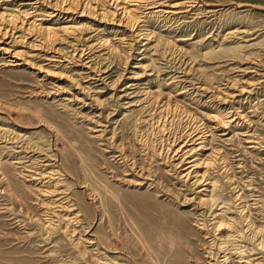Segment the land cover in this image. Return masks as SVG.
<instances>
[{
  "label": "rangeland",
  "instance_id": "374dc122",
  "mask_svg": "<svg viewBox=\"0 0 264 264\" xmlns=\"http://www.w3.org/2000/svg\"><path fill=\"white\" fill-rule=\"evenodd\" d=\"M52 1H38L36 13L46 17ZM175 1L179 0H166V4ZM5 3L0 10L16 11L25 6L20 0ZM166 4L165 7L169 6ZM218 4L225 11L206 18L204 10H211ZM198 7L201 10L176 21L150 18L149 29L161 41L156 54L152 53L153 42L148 47L144 45L145 40L137 41L124 24L116 26L117 21L99 22L90 14L75 16L69 13L73 16L53 22L58 27L66 22L88 26L84 27V37L79 42L91 45L86 55H91L94 68L83 67L79 58L70 65L73 68L68 74L80 78L83 85L89 83L93 91H104L99 97L101 101L108 99L112 92L106 84L86 75L92 76L97 67H107V84L121 74L124 75L122 82L129 80L127 77L134 72L140 75V80L133 81L136 87L128 90L132 92L131 97L121 102L141 96L139 88L147 89L150 84L152 90H156L160 84L166 94L179 100L178 107L195 115L198 111L201 115L222 117L233 110L243 115L233 133L225 136L227 139L221 137L223 129L215 131L211 145L221 151L227 164L226 172L217 173L219 169L213 172L223 189L222 199L229 208L227 216L223 217L224 224L235 222L236 231L230 232L234 239L221 237L210 214L205 216L207 219L201 218L200 212L195 216L194 206L178 203L180 197L189 194L191 197L190 184L179 180L178 169L170 172L167 167L164 171V166L155 168L152 161L143 159L147 151L161 153L163 158L169 156L168 142L159 133L147 126L139 129L132 121L124 123V110L115 115V120L124 123L122 129L117 130L120 144L145 166L151 181L160 179L156 187L130 184L128 180L140 178L134 174L126 176L125 166L117 158L116 143L111 139L114 127L108 128L109 125L94 114L98 116L101 110L78 102L66 110L58 101L65 95L53 99L54 93H51L53 98L45 94L51 91V86L48 80L39 77L42 72L37 66L45 64L42 56L32 58L30 64L15 67L5 65L0 57V128L9 131L0 141V264H215L216 260L222 264L224 247L226 251L243 249L250 264H264V247L258 244L264 240V0H206ZM150 9L156 8L145 11ZM106 26L115 28L104 30ZM243 31L247 36L238 34ZM99 36L108 38L110 53L100 45ZM182 38L191 39L178 41ZM58 46L63 48L65 44ZM140 64H150L152 71L144 73ZM191 66L215 85L214 91H217L216 86L220 88L219 94L216 91L214 94L218 99L210 96L211 93L204 96L189 86V81L197 79L196 74L189 71ZM228 80H237L251 93L236 95L235 89L226 88ZM67 82L64 79L63 84ZM77 96L82 98L81 94ZM87 104H90L88 100ZM201 115L197 117L202 119ZM183 116L174 127L184 128L186 117ZM94 127L99 131L108 129L106 134L99 132L102 140H97L90 132ZM175 133L176 128H173L166 139L174 140ZM47 162L50 165H45ZM49 169L59 172V179L39 180L37 174H49ZM229 177L233 181L231 186L227 181ZM85 182L106 187L104 205L97 203L95 206ZM164 187L168 194L162 192ZM54 189L63 191L61 205L72 206L69 215H77L76 220L66 223L63 218L66 211L60 203L53 206L55 198L49 191ZM197 222L206 227L198 231ZM92 239L96 241L93 245L88 243ZM229 258L232 264H238V257L230 255Z\"/></svg>",
  "mask_w": 264,
  "mask_h": 264
},
{
  "label": "bare ground",
  "instance_id": "6f19581e",
  "mask_svg": "<svg viewBox=\"0 0 264 264\" xmlns=\"http://www.w3.org/2000/svg\"><path fill=\"white\" fill-rule=\"evenodd\" d=\"M6 1L8 0H0V7H2L1 6L2 4H6L5 3ZM9 1H12V0H9ZM38 1H42V0H20V3L25 5L23 9L19 8L18 10L15 9L16 11H12V10H8L7 8H4V10H0V57L3 58L4 64L12 65L14 67L22 65V64L26 65L28 63L29 64L32 63L31 62L32 58L42 56L43 60L45 61V64L40 65V67L37 66V70L39 72H42V75L39 77L43 80H48L51 86V91L46 92L45 94L48 93L50 94L48 96H51L52 95L51 93H54L55 97L53 98L52 97L53 95L51 96V98L53 99H56L57 96L65 95L62 98H59V100L58 99L57 100L60 101L59 104L61 105V107L66 108V110L67 109L70 110L71 108L69 106L77 102L81 103L83 106H89L91 108L95 106L97 108V111L101 110V113L98 116L96 115V112L94 114L96 118L107 123V126L109 125L108 128L114 127L111 130V134H112L111 139L114 143H116L115 147L117 149V158L121 160L122 163L124 164L126 176L134 174L138 176V178H140V180L136 179V181L128 180L130 184H134L136 186H145L149 184L150 186L156 187L158 185L156 183L160 179L158 180L156 179V181L155 180L151 181V178H150L151 175L146 171L145 166L139 163L140 161L136 159V156L134 155V153L132 154L126 151L123 144H120V140H119L120 136L118 135L117 130L118 129L121 130L123 124L126 123L127 121H132L135 124V126L138 127L139 129L147 126L149 129L154 130V132L159 133V135H161L162 138H165L166 142H168L169 148L167 151H168L169 156L166 158H163L161 153L147 151L143 154L145 156L143 157V159H149L150 161H152V163L155 164L154 166L155 168L160 167L159 165L164 166L163 168L164 171H166V169L168 168L171 169L169 170L170 172H172L175 169L176 170L178 169V172H176V174L178 175L179 180L184 184L186 183L190 184V187H191V197L189 196L190 194L187 196L185 195L184 198L180 197L181 199L180 201H178V203L181 204L182 206L191 204L192 207L194 206L192 210H196L194 215L197 212H200L199 216H201V218L203 216L205 217L206 215L210 214V216L212 217L214 226L216 227L215 230L218 231L221 237L228 239V237L231 236L230 232H232L235 227L233 226V223L235 222L233 223L228 222L227 225L224 224L226 220L223 217L227 216L226 214H228L229 208H227L228 205H226V203L222 199V194L220 192L223 189L221 190L219 184L217 183V179L214 176V172H213L214 169H219L218 170L219 172L217 173H220V172L223 173L225 169H227V164H226V161L224 160L225 158L222 157L221 155V151L220 150L216 151V149L212 147L211 145H212V141L215 135V131L219 132L223 129L224 131L221 137H225L233 133V131L236 129V126L239 125L240 119L243 117V115L235 110L227 113L225 116L222 115V117L220 116L212 117L209 114L201 115V113H197L198 111L196 112V115H195V113L193 114L191 111L185 110L184 107L181 108L182 106L178 107L179 100H176L177 98L174 99L169 94H166L164 92L163 87L160 86V84H158V88L156 90H152V87L150 86V84H149V88L147 89L139 88V92L140 90H142L141 96H136V97L134 96L135 98L131 100L129 99L128 102H124V101L121 102L122 99L132 94V92H129L128 90L130 89L131 86L132 87L135 86V83L133 84V81L140 80L138 79L140 75L137 72H134V74H131L127 77V79L129 80L122 82L124 75L121 74L119 78L117 77V79L115 78L114 80H111L112 83L107 84V82L109 81V80L107 81L109 77L108 74H106L107 67H104V68L100 67V69L99 67H97L98 69L97 68L96 70L94 69L95 71H93L94 73L92 76L91 74L86 75L87 77H93L95 78V80L101 81L103 85L106 84V88L112 92V94L110 95L108 99H106L105 101H101L99 97L100 95L103 94L104 91H101V90L93 91L94 89H92V86H90L89 83L87 85H83V83L80 81V78L76 79V77H74L72 74H68V72L71 71V69L73 68L70 65H72V63L76 59H79V58H80L79 61L81 62L83 67L90 68V69L94 68L92 64L91 55H86L87 53H89L87 50L89 49L91 45L90 44L84 45V44H80L79 42L80 39L84 37L82 35V31L84 30V27L86 26L84 25L85 23L77 24L73 22H70V23L66 22L63 24L62 27H58L56 26L57 23L53 22V21H59V19L61 20V18H63L64 16L65 18L68 16H73L71 14L69 15V13L75 14V16L76 15L83 16L86 14L88 16L90 14V16L92 15V17L93 16L95 18L97 17L96 19H98L99 22H103L108 19L111 21V23H114L117 21L116 22L117 24L115 23L116 26L124 24L130 30L131 32L130 35H132L134 39H136L137 41L145 40L146 42L144 45H148L149 43L153 42L151 45L153 48L152 53L156 54V52H158V50L161 48V44H160L161 41L156 35V33L149 29V26H150L149 23H151L149 22L150 18L151 17L160 18L159 21H165V22L171 19H174V21H176L177 19H180L181 17L188 18L194 12L201 10L200 7L198 6L201 3L205 4L206 0H179V1L172 2V3L168 2L167 4H169V6H166V7H165L166 0H53L51 2V5H49L51 9L45 15L46 17H42L44 15L36 13L37 8L35 5H37L36 3H38ZM220 5L218 4L210 8L211 10H207L206 8L204 10L206 18H209V15L215 16L217 13L222 14L223 11L225 10H223V8L218 7ZM147 8H156V9L154 10L150 9L148 11H145V9ZM110 16H112V18H109ZM70 19H75V18L70 17ZM201 19L202 18H200V21ZM108 28L113 29L115 27L106 26L104 30H107ZM244 32L246 31H243V33H238V34H243L247 36V34ZM238 34L235 33V35H238ZM188 39H191V38H182V39H179L178 41L184 42V41H187ZM61 44H65V46H63V48L59 46L56 47L57 45H61ZM100 45H102L103 49H106V53L111 52L112 48H111V45H109V40L107 37H104V36L100 37ZM149 46L150 45H148V47ZM68 48H71V49H68ZM142 64H140V67L143 68L144 73L146 72V70L152 71L153 67L149 66L150 64L148 65L147 64L142 65ZM133 67H139V66H133ZM56 71H61V72L59 73ZM189 71H192L193 74H196L197 76V79L195 81H189V86H191L196 92L200 94H204V96L207 93H211L210 96H213L214 98L216 97V99H218V96H215L214 94L218 93L220 88L218 89V87L216 86L217 91L215 89L216 91L215 93V91L213 90V87L215 85L213 84L214 85L213 86L212 83L210 84V82H208L209 79H207V77H202V75H200L199 69H196L195 67L191 66L189 68ZM243 71H246V69H244ZM64 79L65 81L66 80L68 81L66 83L67 85L63 84ZM125 83L127 84L125 85ZM247 83L251 84L250 82H247ZM226 86H227L226 88L228 89H235V91H237L236 95H239V96L245 93H251L250 89H247L246 87H243L242 85H240L237 80H228L226 82ZM185 87L186 86H184V88ZM70 89L71 90L75 89L77 92L72 93ZM133 93L137 95V92L133 91ZM77 94L78 95L81 94L82 98L79 99ZM87 100L89 101L90 104H87ZM126 104H128L130 107L125 106ZM102 108L104 109L102 110ZM122 110H124L122 112L124 123L121 124L117 120H115V115L119 114ZM106 113L108 114L105 115ZM197 114H200L202 116V119L197 117ZM183 115H185L186 117L185 118L186 120H183L184 122L182 121L183 123L186 122L184 125V128L181 129V127H174L173 124L177 120L181 121V119L184 118ZM205 116H210V117L205 118ZM100 123H103V122H100ZM173 128H176V133H175L176 136L174 140L168 139V138L166 139V137L168 136V133L172 132ZM90 132H92L94 134V137L100 141L102 140V134L100 135L99 132H104L106 134L108 132V129H105L104 131H99V130H96V128L94 127L93 129H91ZM8 133H9L8 130L0 128V141H3L6 138L5 135ZM225 139L227 138L225 137ZM226 141H229V140H226ZM167 162H169V164H166ZM47 163L48 164H45V165H50V162H47ZM163 163H165L166 165ZM49 170H51L49 174H45L43 172H42L43 174L38 173L37 175L40 176L39 180H43V178L55 179L58 177L57 173L59 172H56L53 169H49ZM169 171L165 172V174L166 173L168 174ZM31 176L32 174H30L29 177ZM169 176L170 175H168V177ZM34 180H38V179H34ZM227 181L229 185L231 186L233 181H231L230 177L228 178ZM85 183H88V182H85ZM60 184H63V183L60 182ZM54 186H57V185H54ZM87 186H88L87 189L90 195V199H92V201L96 204L95 206H97V203H99L100 205H104L105 203L104 200H105L106 192H107L106 187L104 186L103 188H101L99 187L100 185L96 186V185H92L91 183H88ZM162 192L165 194H168V190H166L165 187L162 190ZM62 193L63 191L61 189L60 191L56 189H54L52 192L49 191L50 196L55 198V201H53L52 203L54 207L58 203H60L61 205L62 196L60 194ZM57 196H60V197H57ZM65 196H63V198ZM177 199L179 198H176V200ZM181 201L183 203H181ZM168 204H171V203H168ZM67 206L61 205L60 207L62 208L63 211H66L63 217L65 219V222L70 223L74 219L76 220L77 215L74 217H71L69 215L70 214L69 211L72 210L71 208L72 206L70 205L71 209L68 208ZM60 207L58 208L60 209ZM231 212H234V211L231 210ZM199 216H197V218ZM102 220H103V216H102ZM204 226L205 224L202 222L201 224L198 222L197 224H195V227L198 231L203 230ZM238 232L240 231H237V233ZM232 236L231 238L235 237V236L233 237ZM92 240H89L88 242L91 245L96 243L95 239H92ZM224 242L225 240H221V243H224ZM258 244L264 247V240L262 239L260 243ZM173 246H174V243L172 244V247ZM222 250L224 254L221 260L222 264H232L229 258L230 255L231 256L235 255L236 257H238L237 258L239 261L238 264L239 263L250 264V261L245 258L243 249L226 251V248L224 247V249ZM216 262L217 263L215 264H219L217 260ZM198 264H202V263H198Z\"/></svg>",
  "mask_w": 264,
  "mask_h": 264
}]
</instances>
